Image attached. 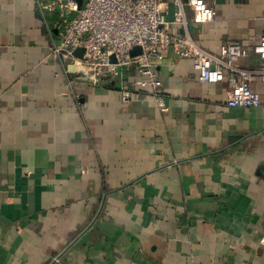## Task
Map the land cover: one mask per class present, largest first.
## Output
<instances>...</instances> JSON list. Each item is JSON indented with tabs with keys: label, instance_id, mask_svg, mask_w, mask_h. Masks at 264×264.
<instances>
[{
	"label": "crops",
	"instance_id": "1",
	"mask_svg": "<svg viewBox=\"0 0 264 264\" xmlns=\"http://www.w3.org/2000/svg\"><path fill=\"white\" fill-rule=\"evenodd\" d=\"M40 1L0 0V264H264L261 78L260 105L229 107L224 81L201 82L168 53V110L146 94L124 101L49 56L60 20ZM205 1L210 22L186 10L205 49L264 33V0Z\"/></svg>",
	"mask_w": 264,
	"mask_h": 264
},
{
	"label": "built area",
	"instance_id": "2",
	"mask_svg": "<svg viewBox=\"0 0 264 264\" xmlns=\"http://www.w3.org/2000/svg\"><path fill=\"white\" fill-rule=\"evenodd\" d=\"M170 0H85L79 7L76 0H44L39 10H56L61 34L49 52L51 58L73 65V70L87 73L85 81L116 87L124 101L148 95L161 111L169 108L158 61L168 53L192 60L199 81L226 83V105L254 107L262 96L252 88L259 76L264 83V33L245 45L238 41L222 44L218 52L202 47L189 30L186 10L198 23L214 20L215 9L205 0H172L175 9L167 19ZM180 31H173L170 25ZM138 53L132 54L134 48ZM82 48L81 57L73 52ZM254 56L262 65L244 67L238 60Z\"/></svg>",
	"mask_w": 264,
	"mask_h": 264
},
{
	"label": "rangeland",
	"instance_id": "3",
	"mask_svg": "<svg viewBox=\"0 0 264 264\" xmlns=\"http://www.w3.org/2000/svg\"><path fill=\"white\" fill-rule=\"evenodd\" d=\"M38 229V228H37ZM42 234V237L45 239V234H43V233H41ZM41 234H39V233H35L34 235H35V239H36V241H41V239H39V236L41 235ZM57 235L59 236V234L58 233H54L53 234V236L54 237H52V241H55V240H58V242H59V238L57 237ZM79 235V234H78ZM71 236V234L69 235V237ZM77 237V234L76 233H74L73 235H72V242H73V240H75V238ZM40 241H39V243L37 242V245L38 244H41L40 243ZM70 241V242H71ZM43 251V250H42ZM44 252V255H48L53 261H57L58 259H60L62 256H63V253H64V249H57V248H51V250H48V251H43Z\"/></svg>",
	"mask_w": 264,
	"mask_h": 264
},
{
	"label": "water",
	"instance_id": "4",
	"mask_svg": "<svg viewBox=\"0 0 264 264\" xmlns=\"http://www.w3.org/2000/svg\"><path fill=\"white\" fill-rule=\"evenodd\" d=\"M79 7L82 8L84 6V3H85V0H76ZM82 52H83V49L82 48H77L74 50L73 54L76 56V57H81L82 55ZM132 54H135V53H138V48H134L132 51H131ZM73 65H69V70H73Z\"/></svg>",
	"mask_w": 264,
	"mask_h": 264
}]
</instances>
